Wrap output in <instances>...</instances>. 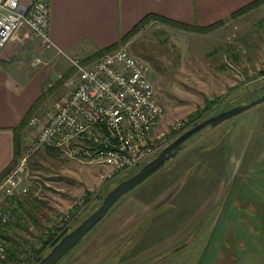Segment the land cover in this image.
<instances>
[{
	"label": "rangeland",
	"instance_id": "1",
	"mask_svg": "<svg viewBox=\"0 0 264 264\" xmlns=\"http://www.w3.org/2000/svg\"><path fill=\"white\" fill-rule=\"evenodd\" d=\"M263 19L264 4L209 34L152 21L121 46L150 64L156 98L164 108L154 133L156 151L177 139L171 135L174 123L188 119L192 129L217 109L215 115L225 111L217 105L203 112L210 101L226 98L223 108L231 109L264 95L251 92L264 84ZM19 32L28 53L41 48L27 30ZM32 58L34 66L41 57ZM64 73L58 71V77ZM52 90L33 118L46 122L69 92L66 86ZM38 134L29 123L20 155ZM151 159L110 177V169L99 161L52 148L36 151L28 160L29 194L12 203L13 222L1 232L11 260L24 264L34 256L28 264H38L117 183ZM51 235L57 242L41 250ZM218 252L227 253L226 264H264V103L191 137L59 264H190L204 254L209 264Z\"/></svg>",
	"mask_w": 264,
	"mask_h": 264
},
{
	"label": "built area",
	"instance_id": "2",
	"mask_svg": "<svg viewBox=\"0 0 264 264\" xmlns=\"http://www.w3.org/2000/svg\"><path fill=\"white\" fill-rule=\"evenodd\" d=\"M261 27L264 30V19ZM24 29L42 50L53 47L49 0H0V48ZM63 54L74 71L63 84L69 92L46 122L31 120L30 126L37 127L39 134L0 181V264H17L11 260L1 232L13 222L12 203L29 194L28 160L36 151L50 147L72 158L99 161L110 169V177L140 167L156 152L154 133L164 108L156 98L150 64L131 54L127 45L89 65L80 57ZM43 63L37 58L34 66ZM66 74H60L44 91L54 88ZM192 125L188 119L174 123L172 138ZM29 259L24 264L34 256Z\"/></svg>",
	"mask_w": 264,
	"mask_h": 264
},
{
	"label": "crops",
	"instance_id": "3",
	"mask_svg": "<svg viewBox=\"0 0 264 264\" xmlns=\"http://www.w3.org/2000/svg\"><path fill=\"white\" fill-rule=\"evenodd\" d=\"M255 1L49 0V33L53 47L42 50L38 46L37 52L28 53L27 46H24L26 41L17 32L6 47L0 48V178L13 168L20 156L17 155L15 130L46 93L45 86L58 79V71H72L63 53L88 59L119 43L150 15L199 27L220 21L231 22L233 19H229L233 13ZM36 55L44 60L43 64H31ZM25 139L23 134L21 150ZM226 254L218 252L217 258H210L209 264H226ZM197 263L208 264L205 254L190 264Z\"/></svg>",
	"mask_w": 264,
	"mask_h": 264
},
{
	"label": "water",
	"instance_id": "4",
	"mask_svg": "<svg viewBox=\"0 0 264 264\" xmlns=\"http://www.w3.org/2000/svg\"><path fill=\"white\" fill-rule=\"evenodd\" d=\"M264 103V95L255 99L250 104L234 107L214 115L194 126L189 131L182 134L169 145L153 160L145 164L139 172L130 178L120 182L103 199L101 205L90 214L79 226L63 236L60 241L52 248L38 264H59V262L73 251L83 238L89 234L106 217L113 206L126 194L136 189L148 178L158 172L168 161L175 158L183 149V144L191 137L202 131L208 126L217 127L220 124L231 120L248 110Z\"/></svg>",
	"mask_w": 264,
	"mask_h": 264
},
{
	"label": "trees",
	"instance_id": "5",
	"mask_svg": "<svg viewBox=\"0 0 264 264\" xmlns=\"http://www.w3.org/2000/svg\"><path fill=\"white\" fill-rule=\"evenodd\" d=\"M264 4V0H257V1H255V2H253V3H251L250 5H248V6H246V7H244V8H242V9H240L239 11H237V12H235V13H233L232 15H231V17H230V19L229 20H231V19H236L238 16H242V15H244V14H247L249 11H251V10H254V9H256V8H258V7H260V6H262ZM228 20V21H229ZM152 21H158V22H160V23H164V24H167V25H169V26H172V27H175V28H178V29H182V30H185V31H191V32H194V33H200V34H209V33H211V32H213L214 30H216L217 28H219L220 26H223L224 24H226L227 23V21H220V22H217V23H215V24H212V25H210V26H206V27H199V26H188V25H185V24H182V23H179V22H176V21H173V20H170V19H167V18H164V17H160V16H155V15H150V16H147V17H145L128 35H126V36H124L121 40H120V42L119 43H117V44H115V45H113V46H111V47H109V48H107V49H104V50H102V51H99V52H97L95 55H93L92 57H90V58H88V59H84V61H83V64L84 65H89V64H92V63H94V62H96L97 60H99L100 58H102L103 56H105V55H107V54H109V53H111V52H114V51H116V50H118L119 49V47H121L124 43H126V42H128V41H130L137 33H139L146 25H148L150 22H152ZM73 72V70L72 71H70V72H68L67 74H66V76H65V78L62 80V81H60V82H58L56 85H55V87L53 88V90L51 91V93L56 89V87H61V86H63V84H64V82H65V80L69 77V75H71V73ZM262 74V76H264V72H262L261 73ZM240 88H244V87H240ZM239 89V88H238ZM237 89V90H238ZM246 88H244V90H245ZM243 90V89H242ZM251 92L253 93V95H261L262 93H264V84H262V85H258V86H255L252 90H251ZM47 96H48V94L47 93H45V94H43V96L40 98V100L32 107V109L29 111V113L27 114V116L25 117V119L22 121V123L19 125V127L15 130V133H16V147H17V155H19L20 154V151H19V149L21 150V147H22V145H21V138H22V136H23V134H24V132H25V130L28 128V126H29V123H30V121H31V119L34 117V115L40 110V108L44 105V103L46 102V100H47ZM227 101V99L226 98H221V99H219V100H217V101H210L209 103H208V105L209 106H207L206 108H204L203 109V112H207L208 110H210V109H212V108H214V107H216L217 105L220 107V110L222 111V110H228V109H230V108H227V109H224L223 108V106L227 103L226 102ZM216 111H218V109L216 110ZM216 111H215V113L214 114H212V115H210V116H214L215 114H216ZM202 111H201V113H203ZM199 114H195L194 116H198ZM46 148H50V147H46ZM53 150H56V149H54V148H52ZM17 160H18V158H17ZM17 162V161H16ZM142 166V165H141ZM7 174V173H6ZM5 174V175H6ZM4 175V176H5ZM3 176V177H4ZM2 177V178H3ZM2 178H0V181H1V179ZM120 183V182H119ZM119 183H117L116 184V186L119 184ZM115 186V187H116ZM130 193V192H129ZM127 195V194H126ZM125 195V196H126ZM124 196V197H125ZM123 197V198H124ZM123 198H121L119 201H121ZM118 201V202H119ZM117 202V203H118ZM116 203V204H117ZM115 204V205H116ZM20 205H21V203H20ZM23 205V204H22ZM114 205V206H115ZM113 206V207H114ZM107 216V215H106ZM100 224V223H99ZM98 224V225H99ZM97 225V226H98ZM55 236L54 235H51V236H49V237H47L46 239L47 240H45L44 241V245H43V248L41 249V250H44L47 246H49L50 244H54V243H56L57 241H55ZM57 244V243H56ZM55 244V245H56ZM43 258V257H42ZM41 258V259H42ZM41 259H40V261H41Z\"/></svg>",
	"mask_w": 264,
	"mask_h": 264
},
{
	"label": "flooded vegetation",
	"instance_id": "6",
	"mask_svg": "<svg viewBox=\"0 0 264 264\" xmlns=\"http://www.w3.org/2000/svg\"><path fill=\"white\" fill-rule=\"evenodd\" d=\"M160 152H161V148H159L155 153H154V155L151 157V158H156L159 154H160ZM153 159H151V160H153Z\"/></svg>",
	"mask_w": 264,
	"mask_h": 264
},
{
	"label": "bare ground",
	"instance_id": "7",
	"mask_svg": "<svg viewBox=\"0 0 264 264\" xmlns=\"http://www.w3.org/2000/svg\"><path fill=\"white\" fill-rule=\"evenodd\" d=\"M180 137V136H179ZM178 138V137H177Z\"/></svg>",
	"mask_w": 264,
	"mask_h": 264
}]
</instances>
